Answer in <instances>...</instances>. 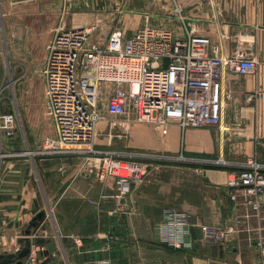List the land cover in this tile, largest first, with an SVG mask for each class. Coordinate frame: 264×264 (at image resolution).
Segmentation results:
<instances>
[{"label":"crops","instance_id":"1","mask_svg":"<svg viewBox=\"0 0 264 264\" xmlns=\"http://www.w3.org/2000/svg\"><path fill=\"white\" fill-rule=\"evenodd\" d=\"M143 25L207 35L225 54L256 56L258 69L224 73L226 131L123 118L110 128L107 120L98 121L94 150L132 152L148 162L142 179L121 193L113 177L96 179L98 159L85 150L90 145L41 152L42 135L55 128L43 65L59 27L94 26L90 39L103 44L108 36L101 33L117 28L128 37ZM5 55L28 66L14 87L16 107L3 109L15 113L16 129L27 136L0 138V254L20 248L24 230L45 210L28 236L33 243L40 237L56 242L41 264H260L264 190L259 216L246 219L242 196L232 198L227 180L247 158L264 165V0H0V70ZM99 111L104 113V101ZM109 132L119 135L110 138ZM26 144L37 153H7ZM219 159L227 164L214 163ZM170 211L183 214L189 230L184 246L175 248L161 232ZM202 225L234 232L214 242L204 238ZM38 246L45 251L46 243Z\"/></svg>","mask_w":264,"mask_h":264},{"label":"built area","instance_id":"2","mask_svg":"<svg viewBox=\"0 0 264 264\" xmlns=\"http://www.w3.org/2000/svg\"><path fill=\"white\" fill-rule=\"evenodd\" d=\"M93 31L94 26L59 27L52 38L45 82L48 114L56 134L42 139L41 152L80 151L83 144L90 145L85 150L98 159L96 179L113 177L121 193L130 182L142 179L148 162L134 155L94 150L98 121L123 118L128 123L158 126L173 122L182 128L216 125L226 131L222 122L226 105L224 73L247 75L258 69L256 56L243 50L225 54L207 35H178L167 28L143 25L128 37L115 28L99 44L90 40ZM224 37L221 33L220 38ZM107 86L112 87L110 92ZM245 96L251 100L254 94ZM103 101L105 111L100 113ZM112 124L110 121V128ZM16 127L15 113L0 110V138L12 137ZM217 162L227 164L223 159ZM227 187L234 190L233 199L240 192L243 218L259 216L263 164L247 158L240 167L230 170ZM168 215L161 227L164 238L175 248L184 246L189 230L183 214L170 211ZM201 229L204 238L214 242H222L234 232L231 226L202 225ZM34 244L31 242L23 264H41L45 258L44 250ZM258 249L260 264H264V239L258 242Z\"/></svg>","mask_w":264,"mask_h":264},{"label":"rangeland","instance_id":"3","mask_svg":"<svg viewBox=\"0 0 264 264\" xmlns=\"http://www.w3.org/2000/svg\"><path fill=\"white\" fill-rule=\"evenodd\" d=\"M141 1L142 0H135V2L137 4L141 3ZM105 35L108 36V34H106V33H101V36H105ZM4 57L5 58H4L3 64L1 65L2 69L0 70V72H1L0 73V75H1V80H0V110L7 109V107L12 108V106L16 107V100L14 97V87H15V84L18 83L17 79L28 68L27 65L21 64V62L19 60L16 61L15 59L8 58L7 55H5ZM47 58H48V51L46 53V57L44 59V65H43L44 77H45V69H46V65H47ZM101 106H102V102H101ZM107 121L108 122L112 121L113 124H117V123H119L120 120L107 119ZM53 129L54 130L51 134L50 133H46V134L44 133V135H42L41 139L43 137H47V136L54 137L56 134V129L55 128H53ZM15 132H16L15 133L16 137H23L24 138L25 136H27L26 132H24V130L22 128L19 129V127H18ZM107 135L109 137L111 135L110 138H114L115 136H118L119 133L118 132H116V133L115 132H109ZM101 152H104V151H101ZM107 152H112V151H107ZM7 153H11L14 155H32L34 153H37V150H32L30 148V146L26 144V145H24L22 150H10ZM112 153H115V152H112ZM115 154H119V153H115ZM122 155H125V156L134 155L135 157L139 158L138 156H136L132 152L128 153V154H122ZM140 161H143V160H140ZM217 163L223 164L224 162H217Z\"/></svg>","mask_w":264,"mask_h":264},{"label":"water","instance_id":"4","mask_svg":"<svg viewBox=\"0 0 264 264\" xmlns=\"http://www.w3.org/2000/svg\"><path fill=\"white\" fill-rule=\"evenodd\" d=\"M46 212L45 210L39 211L31 220L29 225L24 230L25 237L19 242L22 245L15 252H4L0 254V264H23V260L28 256L30 252L31 240L28 238L31 234L35 233L41 221L43 220ZM35 244L46 243L45 255L51 254L56 249V242L46 240L42 237L34 239ZM47 261V258L45 259Z\"/></svg>","mask_w":264,"mask_h":264}]
</instances>
